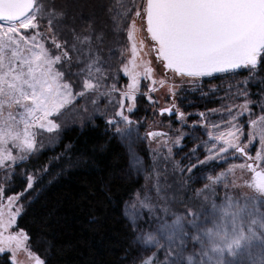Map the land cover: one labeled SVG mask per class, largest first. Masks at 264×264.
Instances as JSON below:
<instances>
[{"label": "snow or ice", "instance_id": "1", "mask_svg": "<svg viewBox=\"0 0 264 264\" xmlns=\"http://www.w3.org/2000/svg\"><path fill=\"white\" fill-rule=\"evenodd\" d=\"M153 54L162 72L154 65ZM240 69L248 75L234 84ZM261 72L264 0H0V254L9 252L12 264H47L33 250L30 233L18 224L25 210L22 197L42 176L24 169L26 186L12 194L7 189L17 167L43 147L39 138L44 133L58 135L65 112L81 100L85 112L89 103L101 111L100 101L107 99L106 109H113L111 114L102 112L107 125L128 142L131 163L139 166L132 143L133 125L140 122L131 114L142 81L149 82L142 94L153 108L158 100L152 93L167 90L172 102L159 112L175 113L183 124L187 117L176 104L178 90L184 84L202 90L207 77L213 93L222 85L211 80L229 81L223 98L229 103L207 110L221 113L218 121L199 113L208 138L192 149L196 155L203 146L202 159L197 156L192 162L187 157L192 174L188 180L199 165L228 162L236 154L243 160L207 176L202 187L189 189L191 196L184 192L178 201L182 210L164 207L165 218L156 217L155 230L140 224L142 209L151 215L156 207L147 195L137 193L135 201L126 204L125 216L137 245L144 251L155 249L141 264H264V128L259 149L254 156L250 151L256 137L253 129L264 124V100L253 101L249 93L250 81ZM121 73L128 81L123 88L118 87ZM237 96L244 97L242 103L234 102ZM254 103L261 113L255 119ZM244 113L249 114L246 141ZM147 136L167 133L149 131ZM181 139L178 136L175 143ZM175 168L183 176L181 162ZM245 171L250 179L244 178ZM156 190L159 195L158 181Z\"/></svg>", "mask_w": 264, "mask_h": 264}, {"label": "trees", "instance_id": "2", "mask_svg": "<svg viewBox=\"0 0 264 264\" xmlns=\"http://www.w3.org/2000/svg\"><path fill=\"white\" fill-rule=\"evenodd\" d=\"M238 71L239 75L231 81L234 84L248 75L244 69ZM261 77H264V72L250 81L249 93L253 101L264 100V83H261ZM211 83L222 87L215 93L211 92L209 78L206 77L202 90L189 84L178 90L176 102L186 114V123L174 121L173 118L161 119L171 121L173 134L165 133L167 138H174L172 145H169L175 153L173 160L186 157L187 161L181 163L183 168L189 166L187 157L193 159L192 149L197 147L201 140L208 138L206 130L199 123V113L205 112L218 121L222 114H211L207 110L219 108L221 103H229L223 99L229 81L217 78L211 80ZM232 91L234 93L235 89ZM154 97L158 100L156 108L163 107L171 98L166 89L156 92ZM243 99V96H237L234 102L239 103ZM146 100L145 96L137 98L134 116L140 123L134 129L133 141L135 154L141 158L139 166H150L152 170L151 159H157L154 156L158 153H152L148 148L152 138L145 139L142 133L153 124L148 123L147 119L150 115L154 117L155 113H150ZM151 108L155 109L152 106ZM252 108L251 118L255 119L261 114L260 106L254 103ZM75 113L72 108L65 112L59 119L61 128L58 135L44 133L39 138L43 147L16 169L17 173L7 189V194L20 192L26 186V178L21 176L24 169L37 171L42 176L34 189L22 197L25 210L18 219L19 227L30 233L33 250L44 258L47 264H141L155 249L140 255L133 230L125 216V206L134 195L141 192L143 178L129 170V157L122 142L102 118L90 115L82 125H73ZM248 116L249 114L243 115L241 122H246V119L249 121ZM178 136H182L179 144L185 146L186 154L183 152L181 156L176 157L178 149L174 146L179 145L175 143ZM204 152L201 146L196 155L202 159ZM195 159L196 157L193 160ZM158 164L162 168L168 165L170 169L166 167V170H163L171 172L170 161L161 159L156 166ZM187 164L188 166H185ZM216 167L217 162L210 161L194 169L193 178L197 176L200 181L193 187H202L203 183L207 182V176L211 175ZM44 168H47L46 172L40 171ZM145 173L143 171V174ZM1 175L0 181L3 180ZM171 190L164 191L167 199L177 193V189ZM224 191L219 189V197H223ZM184 192H187L188 196L192 194L187 189L179 190L176 202L172 199L174 203L165 205L171 210H182L183 205L178 201L183 199ZM145 216L146 214L143 215ZM171 218L170 216L169 220ZM152 223V220H148L141 225L145 230H155L156 227L153 228ZM0 264L10 263L6 256H2Z\"/></svg>", "mask_w": 264, "mask_h": 264}, {"label": "rangeland", "instance_id": "3", "mask_svg": "<svg viewBox=\"0 0 264 264\" xmlns=\"http://www.w3.org/2000/svg\"><path fill=\"white\" fill-rule=\"evenodd\" d=\"M117 55H119V53H117ZM151 59L153 60L154 65L162 72L163 71L162 65L158 64L155 61L154 54L151 56ZM120 75H121V79L118 82V87L123 88V87L126 86V84H127L128 81H127V77H124L123 76V73H121ZM148 83H149L148 81H142V93H143V91H146L147 90V84ZM142 93L140 95H138V97L144 96ZM155 93L156 92L152 93V95L155 96ZM116 95L118 96V93ZM146 101H147L148 109H149L150 113H153L154 112L155 115H154V117H152L150 115L149 118L147 119L148 120V123L152 124V122H153V124L150 125V127L146 131H144L142 133V135L144 136V138L145 139L146 138H149L147 136V133L149 131H152V132L159 131L160 133L167 132V133H170V135L173 134L172 129H174V128L173 127H170L171 121H168L167 122V121L161 120V119H163L165 117L166 118H170V117H167L165 115L158 116V114H157V111L159 110V108H162V107H158V108H155L154 110H152L151 105L149 104L148 100H146ZM242 102L243 101H241L239 103H236V104H240ZM113 103H115V101ZM107 104H108L107 99H102L100 101V104H99V108H100L101 111H94L93 110V106L91 105V103H89L88 104L89 111L85 112L84 111V108H83L84 101L81 100L78 104H76L75 107L72 108L73 111H76V113H75L76 114V118L74 119L73 125H82V123L85 120V118L88 117V116H90V115H92V116H98L99 118H102L105 121L106 125H107L106 115L105 114H102V112H105L106 111L107 114H111L112 111H113V109H112L111 106H108L107 109H106V105ZM163 107H167V106L164 105ZM135 110H136V108L134 109V112L131 114L132 119L134 121H136L135 120V116H134ZM243 115H248V113H244ZM173 120L174 121H178L177 118H175V119L173 118ZM247 123H249L248 119H246V122L242 123L243 125H245V134H244V137H243V139L245 141L248 138L247 137V133H248V130H249V128L247 126ZM133 128L134 129L137 128V125L134 124L133 125ZM261 128H264V124H258L256 126V128L253 129V131L256 132V137H255V140H254V145L250 149V151H251V153H252L253 156L255 155V151L257 149H259V147H260V144H259V134H260ZM174 135H175V132H174ZM167 137L168 136H164V137L157 136L155 138H152L150 140V142L148 143V148L152 151V153H155V154L158 153L157 155L154 156L157 159H151V163L154 166V168H153V166L151 167L152 170L149 168L150 166H148V168H145V167L143 168L142 166H133L132 163H131V155H130V151H129V144H128V142L127 141H122L118 137V139L122 142L123 147H124L126 153L128 154L129 163H130L129 170L132 172V174L139 175L141 178H143V183H142V186L140 188L142 190H141V192H139V194L141 195V197H143L145 195L149 196L150 197V202L156 206L154 213L151 214V215L149 214V212H148V210L146 208L142 209L143 215L146 214V216L143 217V219L140 220V224H142V222H147L148 220H150V221L152 220V222H153L152 223L153 224V228L158 226V220L156 219V217L165 218V214L163 212V208L165 206H167V205H165V203L168 204V205L174 203V201H172L173 197H171L170 199H167L165 197V195H164V191H166L167 189H170V191H172L171 189H177L176 191L178 193L179 185L182 182H185L184 183V189H187L189 191V189L195 188V187H193V185L194 184H197L198 183L197 181H200L199 179H197V176L194 177L191 182L189 180H187L188 177L190 176V173H188V171H187V167L184 168L183 176H181V172L179 171V169L175 168V164L178 161L179 162L181 161V163L184 160L187 161L186 160V157H184V158H180L179 157L177 160H173L174 159L173 157L175 156V153L171 150V153L169 154L168 147H169V145H172L171 142L173 141L174 138H167ZM174 147L175 148L177 147V149H178V151H177L178 154L176 155V157L179 156V155L181 156L183 154V152H184L185 146H183L182 144H179L178 146L175 145ZM166 149H167V151H166ZM132 151L134 153L136 152V147H135V142L134 141L132 143ZM166 152H168V153H166ZM195 157L197 158V155L196 156L193 155V159ZM236 157H237L236 159H232L230 157L229 160H228V162H218V161H216L217 162V165L218 164H222V167L217 166L215 169H213V172H212L211 175L219 174V172L223 171L224 169H227L231 163H237L238 164V163H240L243 160L242 157H239V154H236ZM161 159H165V160H168V161L171 162V164H172V166H171V169H172L171 172L168 171V170H167V172L164 171V170H166V167H168V169H170V167L168 165L165 168L164 167L162 168L159 164L156 166V164ZM193 159H191V161ZM195 160H193V161H195ZM211 162H213V161H211ZM149 163H150V161H149ZM162 164H164V163H162ZM185 166H188V164L185 165ZM143 171L146 172V173L143 174ZM235 173H236V177L237 178H240L241 177V169H239V168L235 169ZM1 177L3 179V175H1ZM244 178L245 179H250V174L247 173L246 171L244 172ZM231 179H232V177L230 176L229 177V180H231ZM157 181L159 182V188H160L159 195L157 194V190H156ZM196 187H198V186H196ZM219 189H222L223 191L225 190L224 187H223V185H220L219 186ZM229 191H233V189H229ZM235 191H237V192H239V191H246V189H236ZM135 198H136V195H134L133 199L130 201V203L128 205H130L131 202H134L135 201ZM177 198H178V195H176V198L173 199V200H175V202H176ZM137 207L139 208V204H137ZM147 218H148V220H147ZM166 218L169 219L170 216H167ZM138 247H139V253H140V255H144L145 253L148 252V251H144L142 246H138ZM2 256H6L8 262L10 264H12L11 254L9 252L6 251L4 254H0V257H2Z\"/></svg>", "mask_w": 264, "mask_h": 264}, {"label": "flooded vegetation", "instance_id": "4", "mask_svg": "<svg viewBox=\"0 0 264 264\" xmlns=\"http://www.w3.org/2000/svg\"><path fill=\"white\" fill-rule=\"evenodd\" d=\"M172 102V97L169 99V101H168V103H166V106H168V104H170ZM176 104H177V102H176ZM177 106H178V104H177ZM170 118H176V115H175V113H174V115L172 116V117H170ZM154 132H157V133H160L159 131H154Z\"/></svg>", "mask_w": 264, "mask_h": 264}, {"label": "water", "instance_id": "5", "mask_svg": "<svg viewBox=\"0 0 264 264\" xmlns=\"http://www.w3.org/2000/svg\"><path fill=\"white\" fill-rule=\"evenodd\" d=\"M157 114H158V116H163V115H165V116H167V117H172V116L174 115V113H173L172 115H169L168 113H164L163 115H161L160 112H159V110L157 111Z\"/></svg>", "mask_w": 264, "mask_h": 264}]
</instances>
